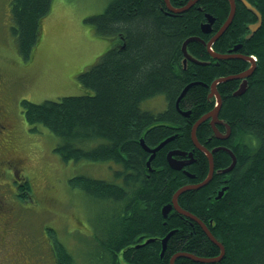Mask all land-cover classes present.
<instances>
[{
    "label": "trees",
    "instance_id": "obj_1",
    "mask_svg": "<svg viewBox=\"0 0 264 264\" xmlns=\"http://www.w3.org/2000/svg\"><path fill=\"white\" fill-rule=\"evenodd\" d=\"M187 1L170 0L176 7ZM247 1L260 12V27L249 39L244 38L249 31L248 24L256 21L257 16L235 0L231 24L212 45L216 52H227L241 43L235 53L256 59L243 94L232 95L238 79L217 84L222 99L218 118L230 126V136L223 140L216 138L208 120L196 129L201 144L208 149L217 146L231 149L236 162L230 171L221 172L232 158L225 150L215 151L212 180L178 196L180 206L199 217L224 247L222 258L208 264H264V0ZM51 2L10 0L12 32L19 53L26 58L38 38L40 19L49 12ZM206 13L214 19L209 33L202 29ZM228 13V0H197L181 13L169 12L163 0H112L90 22L101 35L112 31L118 37L124 35V48L114 46L106 50L96 64L78 74V81L93 93L39 104L27 100L21 103L29 122L47 126L65 141L57 150L61 156L107 161L113 164L112 168L119 165V170H113L114 180L119 183L87 176L71 180L92 197L113 205L108 218L99 215L96 221L98 263L122 264L124 260L129 264H168L177 252L198 257H214L220 253L218 245L198 223H189L174 209L163 217L161 209L179 187L201 181L208 170L206 155L194 148L191 127L212 109L215 99L207 97L209 88L201 83L190 86L177 106L178 96L192 81L210 84L217 77L239 73L249 66L243 58L217 62L199 40L189 41L187 51L198 61L208 63L187 61L186 66L183 64L182 42L190 36H199L207 42ZM158 96L167 105L163 110L153 113L140 110L144 100ZM180 108L191 110L190 115L182 114ZM224 127L218 125L221 131ZM178 130V137L156 152L151 161L154 170L150 171L146 164L149 152L142 147L140 139L153 147ZM71 141L82 145L87 141L98 142V145L85 152L72 146ZM173 148L194 149L196 161L185 167L194 178L169 166L166 153ZM11 165L0 163L9 168ZM220 185L226 189L219 198H214ZM19 190L20 200L24 201L22 190L29 192L30 186L20 185ZM170 230L174 232L160 256L162 238ZM148 237L153 240L144 243ZM51 243L52 264L75 263L64 245L54 240ZM175 264L204 263L178 257Z\"/></svg>",
    "mask_w": 264,
    "mask_h": 264
},
{
    "label": "rangeland",
    "instance_id": "obj_2",
    "mask_svg": "<svg viewBox=\"0 0 264 264\" xmlns=\"http://www.w3.org/2000/svg\"><path fill=\"white\" fill-rule=\"evenodd\" d=\"M107 1L52 0L26 58L19 53L12 32L10 0H0V163L13 165L0 166V264H52L51 240L64 245L74 264H100L96 221L99 215L108 218L113 205L92 197L71 180L87 176L119 183L113 177L119 165L112 168L107 161L61 156L57 150L65 141L47 126L29 122L21 103L93 93L78 81V74L96 64L106 50L119 45L124 48V35L96 33L87 20L103 11ZM168 1L173 8L181 7ZM107 34L116 40L110 41ZM166 106L158 96L144 100L140 110L153 113ZM69 143L85 152L98 145ZM25 184L30 190L28 194L22 190L25 198L21 201L19 187ZM122 264L129 263L122 260Z\"/></svg>",
    "mask_w": 264,
    "mask_h": 264
},
{
    "label": "water",
    "instance_id": "obj_3",
    "mask_svg": "<svg viewBox=\"0 0 264 264\" xmlns=\"http://www.w3.org/2000/svg\"><path fill=\"white\" fill-rule=\"evenodd\" d=\"M195 1H197V0H188L187 1V3L185 4V5H183V6H181V7H178V8H173V7H171L170 6V3H169V1L168 0H164V2L166 3V6L168 7V9L169 10H171L172 12H180V11H183V10H185V9H188L191 5H192V3L193 2H195ZM239 1H241L248 9H251L255 14H256V16H257V22L254 24V25H252L251 26V28L254 30V29H256V28H259L260 27V25H261V15H260V13H259V11L258 10H256L255 8H253L246 0H239ZM228 2H229V6H230V10H231V15H230V17L233 15V13L235 12V8H236V4H235V0H228ZM206 16H207V19L208 20H210L211 21V17H210V15L209 14H206ZM229 17V18H230ZM228 21H229V19H228ZM228 21L222 26V27H220L218 30H217V32L212 36L213 37V41L214 40H216L223 32H224V30H225V28H226V26H227V24H228ZM202 27H203V29H206V28H210V25H209V23L207 22V24L205 23V24H203L202 25ZM191 39H197V38H195V37H189V38H187L184 42H183V45H182V51H183V53L185 54V56H188L187 55V52H186V44L188 43V41L189 40H191ZM210 45V40L208 41V43H207V46H209ZM237 47L238 46H235V48L234 49H237ZM214 56L216 57V58H219V59H221V58H230V57H242V58H245V59H248V60H250L251 61V66L249 67V68H247L244 72H242V73H239V74H235V75H231V76H229V77H227V78H223V79H220V81H227V80H230V79H235V78H242V81H241V85H240V87L238 88V89H236L234 92H233V95H240V94H242L244 91H245V89H246V85H247V80H246V78L253 72V70H254V67H255V63H254V61L252 60V58L251 57H244V56H241V55H234V54H231L230 52H228V53H218V52H216L215 54H214ZM190 59H192L193 61H197V60H195L194 58H192V57H190V56H188ZM185 61V60H184ZM215 83L216 82H213L211 85H210V93H209V95L210 96H214L215 97V107L212 109V110H210V112H208L205 116H204V118L205 117H208V118H211V124L213 125L212 127H213V130H214V133L216 134V136L217 137H219V138H226V137H228V135L230 134V127L226 124L225 126H226V132H227V134H221L218 130H217V128L215 127V125H214V123L215 122H218V119H217V115H218V111H219V109H220V106H221V97H220V94H219V92L217 91V89H216V86H215ZM192 139H193V141H194V143H195V146L198 148V149H200V150H202L205 154H206V156H207V159H208V163H209V169H208V172H209V178L211 177L212 178V175H213V171H214V165H213V159H212V152H214L215 150H216V148H214L213 150H211V151H209V150H207L204 146H202L201 144H199L198 143V141L196 140V137H195V132H194V128H192ZM141 145H142V147L147 151V152H149V153H152V154H154L157 150H158V148H159V146H155V147H152V148H150V147H148L144 142H141ZM229 154H230V156H231V158H232V160H231V164H230V166L229 167H226V168H224L223 170H221V171H223V172H227V171H229L231 168H233V166H234V164H235V162H236V158H235V156H234V154L231 152V151H229ZM192 161V159H186V160H184V161H182L181 163H179V164H177V165H175L176 167H177V169H180L181 167H182V165H183V163H190ZM205 182H203V183H200V184H196V185H185V186H183V187H181V189L178 191V192H176L174 195H172V199H171V202L168 204V205H165V206H163V208H162V213H163V215L165 216L166 215V213L168 212V210H170V208L172 207V208H174L175 210H177L178 212H182V213H184L185 215H187V216H190L191 218H193V219H195L196 221H198L199 223H201L194 215H192L191 213H189V212H186V211H183L179 206H178V204H177V202H176V196H177V194L179 193V192H183V191H185V190H187V189H198V188H200V186H202L203 184H204ZM222 192H223V189H222ZM222 192H220V193H218L217 194V196H220L221 194H222ZM202 227H204V230L206 231V233H207V235L216 243V244H218V246L220 247V249H221V253H220V255L218 256V257H211V258H207V259H204V258H198V257H196V256H193V255H187V256H189V257H191V258H194V259H196V260H199V261H207V262H217V261H219L220 260V258L222 257V255H223V247H222V245L220 244V243H218L214 238H213V236L210 234V232L205 228V226L204 225H202ZM169 234L170 233H168V234H166V236L162 239V250H161V254L164 252V249H165V242H166V239H167V237L169 236ZM150 240H152V239H147L145 242H148V241H150ZM174 258V257H173ZM173 258H171V260H170V264H173Z\"/></svg>",
    "mask_w": 264,
    "mask_h": 264
},
{
    "label": "bare ground",
    "instance_id": "obj_4",
    "mask_svg": "<svg viewBox=\"0 0 264 264\" xmlns=\"http://www.w3.org/2000/svg\"><path fill=\"white\" fill-rule=\"evenodd\" d=\"M247 1V0H246ZM248 2V1H247ZM250 5H251V3L250 2H248ZM236 4V3H235ZM171 6V5H170ZM253 8H255L253 5H251ZM172 7V6H171ZM246 7V6H245ZM247 8V7H246ZM248 9V8H247ZM256 9V8H255ZM249 10H251V9H249ZM257 10V9H256ZM235 11H236V8H235ZM252 11V10H251ZM253 12V11H252ZM254 13V12H253ZM260 13V12H259ZM234 14H235V12L233 13V15L230 17V15H231V10H230V6H229V13H228V16H227V18L224 20V22L220 25V27H222L227 21H228V19H229V21H228V24H227V26H226V28H225V30L229 27V25L231 24V22H232V19H233V17H234ZM255 14V13H254ZM210 15V14H209ZM256 15V14H255ZM261 15V14H260ZM210 17H211V21L210 20H208L207 19V16H205V18H206V20L204 21L206 24H207V22L209 23V25H210V30L212 29V24H213V22H214V19H213V17L210 15ZM230 17V18H229ZM261 21H262V19H261ZM257 22V20L256 21H254V22H252V23H250V24H248V32L244 35V38L245 39H249L252 35H253V33L258 29V28H256V29H252L251 28V26L252 25H254L255 23ZM204 24V23H203ZM219 27V28H220ZM218 28V29H219ZM217 29V30H218ZM225 30H224V32H225ZM217 32V31H216ZM215 32V33H216ZM223 32V33H224ZM214 33V34H215ZM222 33V34H223ZM213 34V35H214ZM221 34V35H222ZM212 35V36H213ZM220 35V36H221ZM212 36H210V45L209 46H207V43H208V41L207 42H205L204 40H202L199 36H190V37H195V38H197V39H191V40H189V41H195V40H199V41H201L205 46H206V49H207V51L210 53V55L213 57V58H215L216 59V61L218 62V60H219V58H216L215 56H214V54L216 53V51L212 48V45H213V43L220 37H218L216 40H214L213 41V37ZM119 37H121V35H119ZM189 38V37H188ZM187 39V38H186ZM188 41V42H189ZM241 43H237V44H235L234 46H233V49L232 50H229V51H227V52H218V53H228V52H230L231 54H238V55H241V56H244V57H251L252 58V60L253 61H255L256 59H255V57L254 56H252V55H242V54H240V53H235L236 52V50L238 49V47L240 48L241 47ZM235 46H238L237 47V49H234L235 48ZM234 50V51H233ZM187 55L188 56H190V57H192L189 53H188V51H187ZM188 56H185V54H183V64H184V66L186 65V63H187V60H190V61H193L192 59H190ZM192 58H194V57H192ZM230 58H242V57H230ZM195 59V58H194ZM221 59H229V58H221ZM244 60H247L248 62H249V66L247 67V68H249L250 66H251V61L250 60H248V59H245V58H243ZM185 60V61H184ZM195 60H197V59H195ZM193 62H195V63H198V64H207L208 63V61H202V60H197V61H193ZM255 63V62H254ZM247 68H245V70L247 69ZM245 70H243V71H241V72H239V73H242V72H244ZM239 73H236V74H239ZM252 74V73H251ZM250 74V75H251ZM231 75H235V74H230V75H227V76H220V77H217V78H215L210 84H206V83H202V82H199V81H192V82H190V83H188L185 87H184V89L182 90V92L180 93V95L178 96V98H177V100H176V104H177V106H178V101L180 100V98L182 97V95L186 92V90L190 87V86H192V85H194V84H197V83H201V84H203L204 86H207V87H209V89H210V85L213 83V82H216L215 83V86H216V89H217V84H219V83H222V82H224V80L223 81H220V79H223V78H227V77H229V76H231ZM249 75V76H250ZM248 76V77H249ZM247 77V78H248ZM247 78H246V80H247ZM235 79H240V81H239V84H238V87L236 88V89H238L239 87H240V85H241V81H242V78H235ZM231 80V79H230ZM228 81V80H227ZM246 87H247V85H246ZM235 89V90H236ZM234 90V91H235ZM246 90V89H245ZM218 91V90H217ZM233 91V92H234ZM233 92H232V95H233ZM245 92V91H244ZM243 92V93H244ZM242 93V94H243ZM241 95V94H240ZM233 96H237V95H233ZM208 97H210L209 96V92H208ZM215 107V104H214V106H213V108ZM179 108V107H178ZM212 108V109H213ZM212 109H210V110H212ZM181 110V109H180ZM210 110H208L206 113H204L203 115H201L194 123H193V125H192V128H194V132H195V137H196V140L198 141V139H197V136H196V129H197V126L200 124V123H202L203 121H206V120H209V123H210V126H211V128H212V131L214 132V130H213V125L211 124V118H208V117H205L204 118V116L208 113V112H210ZM154 112V111H153ZM181 113L182 114H186V115H188L189 114V110H181ZM218 113H219V111H218ZM217 119H218V122H215L214 123V125H215V127L217 128V130H218V126H217V124H223L224 126L227 124V123H225V122H222L221 120H219V118H218V115H217ZM228 125V124H227ZM229 126V125H228ZM226 127V126H225ZM230 127V126H229ZM192 128H191V134H192ZM219 131V130H218ZM220 132V131H219ZM221 133V132H220ZM230 133H231V130H230ZM221 134H227V132L225 131V133H221ZM214 135L216 136V134L214 133ZM230 136V134L228 135V137ZM217 137V136H216ZM228 137H226V138H228ZM217 138H219V137H217ZM226 138H219V139H226ZM171 139H173V136H169V137H167V138H165V139H163L162 141H160L157 145H155L156 147L157 146H159V148H158V150L159 149H161L167 142H169ZM191 139H192V135H191ZM140 142H144V140L143 139H140ZM192 142H193V144L195 145V143H194V141H193V139H192ZM198 143L199 144H201L199 141H198ZM202 145V144H201ZM148 146V145H147ZM155 146H153V147H155ZM203 146V145H202ZM88 147V146H87ZM149 147V146H148ZM196 147V146H195ZM205 147V146H204ZM89 148V147H88ZM150 148H152V147H150ZM197 148V147H196ZM206 148V147H205ZM214 148H216V150L215 151H217V150H219V149H222V150H225V151H227L228 153H229V151H231L232 152V150L231 149H229V148H227V147H225V146H217V147H214ZM214 148H212V149H207V150H209V151H211V150H213ZM157 150V151H158ZM200 150V149H199ZM156 151V152H157ZM214 151V152H215ZM156 152L154 153V154H152V153H150V155L148 156V158H147V162H146V164H147V166H148V168L150 169V170H152V167L150 166V163H151V160L154 158V156H155V154H156ZM214 152H212V159H213V153ZM233 153V152H232ZM176 155H181V156H187V158L186 159H192V161L190 162V163H192V162H194L196 159L193 157V152H192V150L191 151H181V150H178V149H172V150H169L168 152H167V155H166V158H167V162H168V164H169V166L171 167V168H173V169H175V170H184L183 169V167H184V165H186V164H189V163H183V165H182V167L180 168V169H177V167L175 166V165H177V164H179V163H181L182 161H184V160H186V159H178V158H176ZM230 164H231V162H230ZM230 164L228 165V166H226V167H229L230 166ZM213 165H214V162H213ZM225 167V168H226ZM209 169V168H208ZM224 168H222V169H220V171L221 170H223ZM227 169V168H226ZM232 169V168H231ZM230 169V170H231ZM96 170V169H95ZM214 170H215V168H214ZM229 170V171H230ZM221 172H223V171H221ZM228 172V171H227ZM184 173L186 174V175H188V176H190V177H193L194 175L193 174H191V173H189L188 171H186V170H184ZM213 174H214V171H213ZM213 176V175H212ZM212 178L210 177L209 178V172H207V174H206V176L201 180V181H199L198 183H193V184H189V185H196V184H200V183H203V182H205L202 186H205L207 183H209V181L211 180ZM186 185H188V184H186ZM185 186V185H184ZM202 186H200V187H202ZM183 187V186H182ZM181 189V187H179L174 193H173V195L176 193V192H178L179 190ZM222 189H223V191L226 189V186H220V188L215 192V194H214V198L216 197V198H218L217 197V194L218 193H220V192H222ZM189 190V189H188ZM191 190V189H190ZM182 192H179L178 194H177V196H176V202H177V204H178V206L183 210V211H186V212H189V211H187V210H185V209H183L180 205H179V203H178V196L181 194ZM223 193V192H222ZM172 199V198H171ZM171 202V201H170ZM169 202V203H170ZM168 203V204H169ZM168 204H165V205H168ZM164 205V206H165ZM163 208V207H162ZM172 209V207L170 208V210ZM170 210H168V212L166 213V215L164 216L163 215V217H166L167 215H168V213L170 212ZM177 211V210H176ZM161 212H162V209H161ZM178 212V211H177ZM178 213H180L181 215H183V216H186V217H188V218H190L191 220H193V221H195V222H197L200 226H201V228L203 229V231L205 232V234L207 235V233H206V231L204 230V227H202V225H204L205 226V228L210 232V230L208 229V227L206 226V224L205 223H203L196 215H194L193 213H191L192 215H194L201 223H199L198 221H196L195 219H193V218H191L190 216H187V215H185L184 213H182V212H178ZM190 213V212H189ZM163 214V213H162ZM174 232V230H170L168 233H170L169 234V236L172 234ZM167 233V234H168ZM210 234L212 235V233L210 232ZM166 236V235H165ZM164 236V237H165ZM168 236V237H169ZM208 236V235H207ZM213 236V235H212ZM163 237V238H164ZM168 237H167V239H166V242H167V240H168ZM209 237V236H208ZM162 238V239H163ZM210 238V237H209ZM213 238L218 242V243H220L214 236H213ZM210 240L213 242V243H215L211 238H210ZM166 242H165V248H166ZM146 243V242H145ZM216 244V243H215ZM221 244V243H220ZM216 245H218V244H216ZM222 245V244H221ZM219 247V246H218ZM222 247H223V245H222ZM220 248V247H219ZM161 250H162V247H161ZM165 250V249H164ZM220 253H221V249H220ZM220 253L217 255V256H214V258L215 257H218L219 255H220ZM223 254H224V247H223ZM187 255H193V254H191V253H186V252H177V253H175V254H173L172 256H171V258H173V264H175L174 263V261H175V259L177 258V257H180V256H186V257H188V258H191V257H189V256H187ZM193 256H195V255H193ZM223 256V255H222ZM196 257H198V256H196ZM171 258H170V260H171ZM198 258H204V259H207V258H211V257H198ZM222 258V257H221ZM220 258V259H221ZM191 259H193V260H195V261H199V260H196V259H194V258H191ZM60 260V259H59ZM170 260H169V264H170ZM200 262H206V263H209V262H207V261H200ZM218 262V261H217ZM210 263H213V262H210Z\"/></svg>",
    "mask_w": 264,
    "mask_h": 264
},
{
    "label": "flooded vegetation",
    "instance_id": "obj_5",
    "mask_svg": "<svg viewBox=\"0 0 264 264\" xmlns=\"http://www.w3.org/2000/svg\"><path fill=\"white\" fill-rule=\"evenodd\" d=\"M165 5H166V3H165ZM166 7H167V6H166ZM167 9H168V7H167ZM168 10H169V9H168ZM187 61H190V60H187ZM191 62H193V61H191ZM185 66H186V65H185ZM238 80H240V79H238ZM237 87H238V85H237ZM237 87H236V88H237ZM236 88H235V89H236ZM207 97H208V96H207ZM208 98L211 99V97H208ZM214 103H215V102H214ZM180 109H181V108H180ZM180 109H179L180 112H181V110H185V109H181V110H180ZM186 111H187V110H186ZM190 112H191V110H189V114H188V116L190 115ZM186 116H187V115H186ZM196 120H197V119H196ZM208 121H209V120H208ZM203 122H204V121H203ZM209 124H210V123H209ZM218 125H221V124H217V126H218ZM191 128H192V127H191ZM224 128H225V129H224L223 131H221L219 128H218V130H219L221 133H225V131H226V127H224ZM213 133H214V132H213ZM178 135H179V130L176 131V132H174V133H173L172 135H170V136H173V139H174L175 137H178ZM215 137H216V136H215ZM216 138H217V137H216ZM218 139H219V138H218ZM226 139H227V138H226ZM171 140H172V139H171ZM171 140H170V141H171ZM221 140H223V139H221ZM167 143H168V142H167ZM167 143H166V144H167ZM166 144H165V145H166ZM165 145H164V146H165ZM202 145H203V144H202ZM164 146H163V147H164ZM203 146H204V145H203ZM163 147H162V148H163ZM194 148H196L195 145H194ZM206 148H207V147H206ZM173 149H174V148H173ZM176 149H177V148H176ZM197 149H198V148H197ZM207 149H208V148H207ZM211 149H212V148H211ZM169 150H172V149H169ZM169 150H168V151H169ZM178 150H179V149H178ZM198 150H199V149H198ZM209 150H210V149H209ZM168 151H167V152H168ZM181 151H184V150H181ZM192 151H194V149H192ZM200 151H202V150H200ZM202 152H203V151H202ZM203 153H204V152H203ZM204 154H205V153H204ZM166 155H167V153H166ZM205 155H206V154H205ZM206 157H207V156H206ZM176 158H178V159H186L187 156L176 155ZM151 161H152V160H151ZM195 161H196V160H195ZM195 161H194V162H195ZM194 162H193V163H194ZM189 164H190V163H189ZM187 165H188V164L184 165V167H183L184 170H186L185 167H186ZM11 166H13V165H11ZM150 166H151V163H150ZM208 168H209V165H208ZM148 169H149V168H148ZM149 170H150V169H149ZM152 170H154V169L152 168ZM152 170H150V171H152ZM184 170H181V171L184 173ZM186 171H188V170H186ZM188 172H189V171H188ZM207 172H208V170L206 171V174H207ZM189 173H190V172H189ZM191 174H192V173H191ZM206 174H205V176H206ZM193 175H194V174H193ZM205 176H204V177H205ZM194 177H195V175H194L193 177H190V176H189V178H194ZM212 177H213V176H212ZM211 180H212V179H211ZM211 180H210V181H211ZM210 181H209V182H210ZM193 183H198V182H193ZM193 183H188V184H193ZM220 186H221V185H220ZM220 186H218V187L216 188L215 192L220 188ZM192 190H193V189H192ZM215 192H214V194H215ZM214 194H213V196H214ZM179 205H180V204H179ZM182 208H183V207H182ZM173 209H174V208H173ZM183 209L187 210L186 208H183ZM171 210H172V209H171ZM171 210H170V211H171ZM174 210H175V209H174ZM187 211H189V210H187ZM189 212H190V211H189ZM190 213H192V212H190ZM178 215H179L180 217H182L183 219L188 220V222L191 223V224H193L192 222H195V221L191 220L190 218L181 215L180 213H178ZM194 215H195V214H194ZM198 218H199V217H198ZM199 219H200V218H199ZM189 220H190V221H189ZM196 223H197V222H196ZM148 239H152V238H151V237H148ZM146 240H147V239H146ZM146 240H145V241H146ZM152 240H153V239H152ZM152 240H150V241H152ZM145 241H144V243H145ZM150 241H148V242H150ZM146 243H147V242H146ZM163 253H164V252H163ZM163 253H162V254H163ZM186 253H187V252H186ZM54 254H55V257H56V252H54ZM162 254H161V252H160V256H162ZM180 257H186V256H180ZM170 258H171V257H170ZM170 258H169V260H170ZM177 258H178V257H177ZM187 258H188V257H187ZM199 262H200V261H199ZM174 263H175V261H174ZM203 263H204V264H208V263H206V262H203ZM168 264H169V261H168Z\"/></svg>",
    "mask_w": 264,
    "mask_h": 264
},
{
    "label": "crops",
    "instance_id": "obj_6",
    "mask_svg": "<svg viewBox=\"0 0 264 264\" xmlns=\"http://www.w3.org/2000/svg\"><path fill=\"white\" fill-rule=\"evenodd\" d=\"M111 2H112V0H108V1H107L104 10L108 7V5H110ZM104 10H103V11H104ZM103 11H100V12H98V13H95V14H91V15H89V18L87 19L88 22H90V18H91V17H94V16H97V15H100V14H102ZM90 23H91V22H90ZM90 25H91V27L94 29V26H93L92 24H90ZM99 36H100V35H99ZM116 38H117V37L114 36L113 38H110V39H109L108 34H107V39H109L110 41H112V40L114 41V40H116ZM122 40H123V38L121 37V45H122ZM185 40H186V39H185ZM185 40H184V41H185ZM184 41H183V42H184ZM183 42H182V44H181V50H182ZM123 45H124V44H123ZM119 46H120V45H119ZM186 52H187V44H186ZM182 54H184L183 51H182Z\"/></svg>",
    "mask_w": 264,
    "mask_h": 264
}]
</instances>
